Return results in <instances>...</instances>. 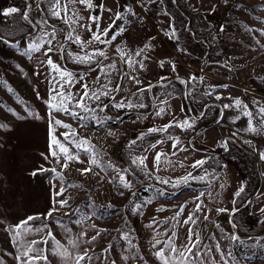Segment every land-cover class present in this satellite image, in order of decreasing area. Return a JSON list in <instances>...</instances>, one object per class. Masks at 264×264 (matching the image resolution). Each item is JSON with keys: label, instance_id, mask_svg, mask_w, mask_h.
<instances>
[{"label": "rangeland", "instance_id": "obj_1", "mask_svg": "<svg viewBox=\"0 0 264 264\" xmlns=\"http://www.w3.org/2000/svg\"><path fill=\"white\" fill-rule=\"evenodd\" d=\"M29 4L0 0V264H26L29 257L31 264H72L57 254V242L73 257L87 251L92 259L82 264H161L155 253L169 255V241L177 249L197 241L191 264H264V164L258 156L248 159L230 137L224 142L233 150L223 154L229 143L213 141L220 106L210 96L216 88L222 101L239 99L264 122V0H128L121 17L125 31L136 30L131 44L151 46L141 61L147 54L161 66L143 70L157 69L154 82L140 78L134 85L119 57L71 44L56 16L45 18ZM12 7L20 11L2 15ZM25 12L31 23L21 18ZM18 20L23 35L3 38L1 30L12 32ZM32 43L43 45L41 51L32 52ZM49 46L54 51L46 56ZM49 56L72 73L71 83L46 63ZM84 56L92 60L76 59ZM60 93L72 97L63 101L68 112L55 111ZM186 120L190 128L176 126ZM50 129L84 163L63 168ZM82 140L91 148H77ZM93 156L99 166L91 164ZM199 160L205 163L193 167ZM62 200L65 206L54 204ZM29 246L34 251L22 257Z\"/></svg>", "mask_w": 264, "mask_h": 264}, {"label": "crops", "instance_id": "obj_2", "mask_svg": "<svg viewBox=\"0 0 264 264\" xmlns=\"http://www.w3.org/2000/svg\"><path fill=\"white\" fill-rule=\"evenodd\" d=\"M27 1L28 4H31V7L33 4H35L34 6L37 9L40 7V12L45 15V18H49L50 15H53L52 9L56 8L53 0ZM127 1L128 0H86V3H70L68 0H60V7L57 9L60 11V17H56V19L60 23L58 24L59 26L63 25L66 27L68 39L71 44H76L80 47L82 46L85 52L93 55H98V53L102 51L105 53L104 56L119 57L121 63L126 67L124 71L127 73V78L130 84L134 85L136 83L135 81L140 78H146L144 83H147L148 80H153L154 82L159 73L154 76L153 72L157 69L153 70V68H160L161 66H159L158 63L152 64L150 60H146L147 54L145 55V61H141V55H136V52L143 53L144 50V53H148V51L152 52L153 49L151 50V46L145 45L142 50L139 49L138 46L136 47V45L131 44L133 35H137V33L135 34L136 30H128V32L125 31L127 25L123 23V17H121V19L115 18L118 13L121 15V11H123L125 6H127ZM87 3H91L92 7L89 8ZM65 4H67L66 14L64 11ZM100 6H102V8ZM90 17H99L98 24L94 23ZM113 25H115V27H112ZM110 27L111 31L108 32V36H103L102 34L105 29ZM89 29H91V31ZM94 34H101V39L106 42L101 43L99 41H95L93 39ZM113 35L115 38L109 39V37H112ZM77 37L79 40H77ZM118 49L120 51H118ZM121 52L125 54L123 58L121 57ZM129 59L133 61L132 67H129ZM150 64L154 66H152L153 68L149 71V73L151 72V76H148L150 75L149 73L142 74L143 70L148 69ZM139 85L136 86V89ZM140 86H143V84ZM215 93L216 88L212 89L210 92L211 95H208L214 96L217 99L214 95ZM216 99L213 100V102L218 103L220 106V119L216 122L215 126L218 127L220 133L219 135L214 136L213 141L214 139L216 140L217 138H220L221 142L224 144L225 140L223 141V138L230 137L232 141L237 143L240 147L246 149L251 155L258 156L264 164V158H262V155H264V122L261 123L259 121L261 115L257 112L253 113L252 111H249L247 107H244L243 103L241 106L237 107L234 102L230 103L229 101L225 102L221 99ZM225 105H229L230 107H224ZM246 113H251V116L249 117ZM253 128L255 131L252 130ZM208 131L209 128L203 130L205 134H207ZM202 136L203 134L198 136L199 144H201V142H205V138ZM205 152L210 151L206 150ZM224 164L226 165V162ZM223 183L228 184L227 179ZM261 183L262 182L260 181V184Z\"/></svg>", "mask_w": 264, "mask_h": 264}, {"label": "snow or ice", "instance_id": "obj_3", "mask_svg": "<svg viewBox=\"0 0 264 264\" xmlns=\"http://www.w3.org/2000/svg\"><path fill=\"white\" fill-rule=\"evenodd\" d=\"M53 2L56 5V8L52 9L53 15L56 16V17H60V11L57 10L60 7V0H53ZM68 2H70V3H76V2L86 3V0H68ZM87 6L89 8L92 7L91 3H87ZM100 7L102 8V6H100ZM28 8L29 9L31 8V5L30 4L28 5ZM19 11H20L19 9H17L15 7H12V8H8V9H5V10H2V15H4L5 17H7V16H11L12 14L17 13ZM64 11H65V14H66L67 13V4H65V6H64ZM21 18L24 19L25 21H28L29 23H31V20H30L29 15H28L27 12L23 13ZM115 18L116 19H121V15L118 13ZM90 19H92V21L94 23H96V24H98V22H99V17H90ZM260 22L261 23H264V21H260ZM112 27H115V25H113ZM89 30L91 31V29H89ZM109 31H111V27L108 28V29H105V31H104V33L102 35L103 36H108V32ZM261 35H264V30H261ZM114 38H115L114 35L112 37H109V39H114ZM93 39L95 41H99L101 43H105L106 42L105 40H102L101 39V34H94ZM77 40H79L78 37H77ZM5 43H7V42L5 41ZM10 46L15 47L14 44H12ZM29 47H30V49H31L32 52H40L41 51V48L43 47V45H41L39 43H32V44L29 45ZM52 51H54V49L51 46H49L47 48V50L44 52V55L47 56L48 53H50ZM118 51H120V50L118 49ZM98 55L104 56L105 53L102 52V51H100L98 53ZM124 55L125 54L123 52H121V57L122 58L124 57ZM136 55L139 56V55H141V53L140 52H136ZM76 59L79 62H81V63H87V62H89V61L92 60V56L77 57ZM46 63L54 71H57L59 73V76H60V79L61 80H65V78H67L66 82L67 83H71L72 73L67 72L66 70H62L56 63L53 62V60L51 59L50 56L47 59ZM128 64H129V67H132L133 66V61L131 59H129L128 60ZM174 68H175V66L173 65V70H174ZM182 83H183V81H182ZM62 87H63V84H61V88ZM83 87L85 89V94H86L87 89H88V85L87 84H84ZM54 91H55V89H54ZM60 96H61V103L58 106H54L55 111H58V112L59 111L68 112L69 109H68L67 105L63 103V101H70L72 99V97L71 96H65L63 93H60ZM93 98H96V97H93ZM217 99H220V97H217ZM235 105L237 107L241 106L242 105V101L239 100V99H237L235 101ZM120 106H123V105H120ZM76 107L85 109L87 111H91V109H88L87 106L82 101H77L76 102ZM224 107H230V106L229 105H225ZM244 107L246 108L247 105H244ZM261 111L264 112V109H261ZM162 112H163V109H161V113ZM161 113H157V115H160ZM71 115H73L75 117V116H78L79 113L72 112ZM246 115H248L250 117L251 116V113H246ZM21 119H22V117H21ZM54 123L56 125H59L61 127L67 128V129H70L71 128L70 125L62 124V122L59 121V120H55ZM171 126L172 125H168L164 129H150L149 131L150 132L166 131L167 130V127H171ZM176 126L184 129L186 127L190 128L192 125H191V123L189 121L186 120V121H183L182 123L181 122H178ZM0 127H5V125H0ZM252 130L255 131L254 128ZM52 131H54V130L50 129L51 143L56 144V146L59 148L60 152H62L63 153V156H64V163L61 166L63 168H67L68 167V162L73 161V160L77 161L78 163H84V161L79 160V153L78 152L72 153L70 151L69 147H66L54 135H51V132ZM63 135L65 136V139L67 140L68 139V134L65 133ZM72 135L75 136L77 134L73 132ZM69 143H73V141H69ZM133 143H135V141H133ZM175 143L176 144H179L178 138L175 140ZM85 144H87L89 146V148H91V144L87 140H82V141L76 143V147L77 148H82ZM226 144H227V142H224V146H226ZM87 150L88 149H85V151H87ZM92 150L94 151V149H92ZM51 155L57 158V163H60V157L57 155V152L52 151L51 152ZM160 155L161 154H157V156L155 157V160L157 162L160 159ZM262 158H264V155H262ZM45 159H47V157H45ZM139 163L141 165H143L144 158H140ZM204 163H205V161H203V160L196 161V163L193 165V167L202 166ZM91 164L92 165L99 166L98 165V161L95 158V156L92 157ZM91 170H92L91 167H88V168L80 169V172H81L82 175H84V174L90 172ZM52 171L55 172L56 169H52ZM33 175H35V173H33ZM57 175H59V174H57ZM120 179H121V182H122L123 186L125 188H128L130 190L131 189V184L123 176H121ZM165 183H167V181H165ZM242 191H243V188H241L236 193V195L239 196L240 192H242ZM62 194H63V192L56 193V195H58V196L59 195H62ZM197 199H200V196H197ZM55 203H59L60 206L63 207V206H65L67 204V201L66 200H62V201H58V202H55L54 201V204ZM56 210L57 209L54 206L52 208V210L47 213V215L48 216H51L52 215V212L53 211H56ZM197 211H199V207L197 208ZM217 211L218 212H225L226 209H217ZM29 219H31V218H29ZM233 226H235V225H233ZM234 238L237 239V240H239V237L238 236H236ZM93 239H95V237H93ZM196 243H197V241H193L190 244L186 245L183 249H177L175 246H173V244L171 243V241H169L168 244H167V247H168V250H169V255H166L165 254V251L163 249H159V250L156 251L155 256H156V258L158 260H160L161 264H191V261L192 260H195V258H196V252H195ZM57 247L58 248H61V251H59L57 254L60 255L61 258L64 259V260H66V261L67 260H71L72 261V264H82V262L85 261V258H87L88 260H91L92 259V257H88L87 251L79 252V253H77L73 257L72 254L69 253L66 249H62V247L59 245V242H57ZM32 251H34V249L29 246L28 248L25 249L24 252H22L21 255H22V257L28 256V254L30 252H32ZM32 259H34V258L33 257H29L28 258V261L26 262V264H31ZM45 259H46V257H45ZM22 264H24L23 261H22Z\"/></svg>", "mask_w": 264, "mask_h": 264}, {"label": "trees", "instance_id": "obj_4", "mask_svg": "<svg viewBox=\"0 0 264 264\" xmlns=\"http://www.w3.org/2000/svg\"><path fill=\"white\" fill-rule=\"evenodd\" d=\"M48 15V14H47ZM20 19V18H19ZM16 24V25H15ZM7 26H9V25H7ZM9 28H11V29H14L12 32H10V33H7V31H3V30H1V36L3 37V38H6V37H8V36H11L12 34H14V33H16L17 35H20V33H22V32H24L25 31V28H24V26H23V23L22 22H20L19 20L16 22V23H14L13 25L11 24L10 26H9ZM209 104V103H208ZM209 105H211V104H209ZM229 143V142H228ZM233 147H234V145L233 144H231V143H229V145H228V148L224 151V155H226V154H228V153H231V151L233 150ZM246 152V154L248 155V156H246L248 159H251V157H252V155H250V152H248L247 150H245ZM249 153V154H248ZM253 158V157H252Z\"/></svg>", "mask_w": 264, "mask_h": 264}, {"label": "water", "instance_id": "obj_5", "mask_svg": "<svg viewBox=\"0 0 264 264\" xmlns=\"http://www.w3.org/2000/svg\"><path fill=\"white\" fill-rule=\"evenodd\" d=\"M22 35H23V34H22ZM22 35H20V37H21ZM20 37H19V38H20ZM19 40H20V39H19ZM13 41H14V40H13ZM219 119H220V116H219L217 119L213 120L212 125H214V123L217 122ZM208 125H209V124L205 125V127L208 126ZM209 126H210V125H209ZM225 138H226V137L223 138V141L225 140ZM258 173H259V172L256 173L257 176H258ZM259 186H260V181H259V178H258V187H259ZM258 187L256 188V191H257ZM253 194H254V193H253ZM253 194H251V195H253ZM250 197H251V196H250ZM237 208H238V207H235V208H233V210H235V209H237Z\"/></svg>", "mask_w": 264, "mask_h": 264}, {"label": "flooded vegetation", "instance_id": "obj_6", "mask_svg": "<svg viewBox=\"0 0 264 264\" xmlns=\"http://www.w3.org/2000/svg\"><path fill=\"white\" fill-rule=\"evenodd\" d=\"M227 148L224 149V151L226 150Z\"/></svg>", "mask_w": 264, "mask_h": 264}]
</instances>
